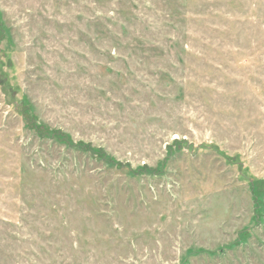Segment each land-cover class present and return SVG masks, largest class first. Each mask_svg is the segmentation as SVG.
<instances>
[{
    "label": "rangeland",
    "instance_id": "1",
    "mask_svg": "<svg viewBox=\"0 0 264 264\" xmlns=\"http://www.w3.org/2000/svg\"><path fill=\"white\" fill-rule=\"evenodd\" d=\"M0 264H264V0H0Z\"/></svg>",
    "mask_w": 264,
    "mask_h": 264
}]
</instances>
